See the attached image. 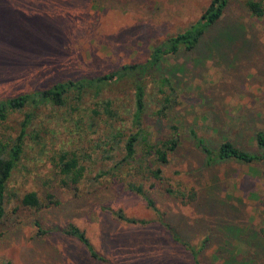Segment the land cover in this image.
Wrapping results in <instances>:
<instances>
[{"label":"rangeland","instance_id":"rangeland-1","mask_svg":"<svg viewBox=\"0 0 264 264\" xmlns=\"http://www.w3.org/2000/svg\"><path fill=\"white\" fill-rule=\"evenodd\" d=\"M210 1L0 0V100L145 62L155 46L199 21ZM247 1L230 0L199 49H182L145 76L143 124L151 142L168 137L173 125L183 138L167 163L145 160L141 140L136 159L122 161L138 130L132 77L109 82L100 94L88 89L81 97L72 93L65 105L28 106L0 119V140L13 143L26 113L34 115L7 183L0 264H222L231 250L240 261L264 264V245L259 249L253 236L264 243V162L210 164L189 137L194 128L213 150L225 137L258 150L264 15L253 14ZM234 29L242 33L234 44L238 55L197 58L216 35ZM63 153L77 155L84 167L77 184L65 183ZM31 191L40 208L22 203ZM70 224L86 232L103 259L65 232ZM226 226L243 230L222 250Z\"/></svg>","mask_w":264,"mask_h":264},{"label":"trees","instance_id":"trees-1","mask_svg":"<svg viewBox=\"0 0 264 264\" xmlns=\"http://www.w3.org/2000/svg\"><path fill=\"white\" fill-rule=\"evenodd\" d=\"M230 4V0H211L208 7L203 12L201 18L196 23L192 24L187 29L169 36L163 40L159 45L155 46L152 50L150 57L145 62H136L124 65L121 69L107 73L99 77L92 78H80L77 80L59 81L46 90H37L30 93H22L17 96L0 100V119L6 120L8 115L12 111L21 110L28 106L39 107L49 105H65L68 96L72 93L77 97H81L88 89H93L97 94L103 91L106 84L109 82L123 78L125 76L132 77L134 82V100H135V112L133 117V123L138 129L136 133L130 135L125 144V156L122 161L130 163L136 159L137 156V143L141 140L144 143V155L145 160L149 159V156H153L156 161L167 163L169 160V154L175 152L183 142V138L179 133V126L173 125L172 130L168 137L160 139L158 137L156 141L151 142L150 133H147L144 129V116L146 113V96L147 86L145 84V76L153 74V71L161 67L162 61L167 59L170 55L178 54L182 49L187 51H195L201 46L206 30L219 23L223 18L226 9ZM248 8L253 14L257 16L264 15V6L257 0H248ZM236 30V29H234ZM227 30L216 35L209 43V49L203 52L198 59L206 58V56L219 58H225L229 52L238 55L237 49L235 50L234 44L240 41L242 33L239 30ZM233 31V32H232ZM239 50V49H238ZM210 52V53H208ZM220 54H216V53ZM167 82L168 79H164ZM171 83V81L169 80ZM108 111L110 114H114V111L110 109V103L108 102ZM33 112H28L25 115V119L21 124V130L18 136L14 139L13 143L4 142L0 140V221L5 215L4 200L7 188V183L10 180L13 170L20 160L26 142L27 129L31 121L33 120ZM190 139L202 149L206 154L210 164H215L220 161L237 160L245 163L264 162V130L256 132L255 141L258 147L257 151L245 149L235 143L234 140L225 137L220 147L217 150H213L207 140L201 136L197 130L191 128L189 130ZM60 162L63 163V171L65 174V183L77 184L80 182L84 175V167L80 164L79 157L75 154L69 155L63 153L60 156ZM142 166V165H141ZM151 169V166H148ZM153 172V169L152 171ZM160 170H156L159 173ZM133 189L137 192L144 194L142 187L132 185ZM148 204L156 209L154 201L150 197H146ZM22 203L25 206L32 208L41 207V198L35 191L28 192L24 195ZM57 203V201H54ZM219 204V201H218ZM221 204H228L222 200ZM120 217L129 222H138L135 218H127L125 215ZM40 233H47L49 231L39 229ZM243 230V228H242ZM241 228L226 226L222 229L224 239L223 246L225 247L233 245L232 237L241 238ZM65 232L72 237L77 238L89 251L92 257L96 259H103V257L94 248L86 235V232L75 224H70L65 229ZM257 234V233H256ZM254 236V240L257 242L260 240L258 248L264 245L262 238ZM260 235V233H258ZM253 236L251 239H253ZM252 244V242H251ZM194 256H197V252L193 250ZM229 255L224 257L222 264H249L247 261H240L238 254L235 250L227 252Z\"/></svg>","mask_w":264,"mask_h":264}]
</instances>
